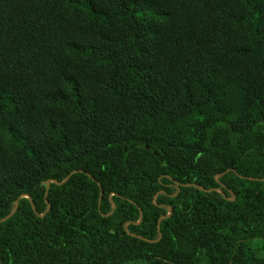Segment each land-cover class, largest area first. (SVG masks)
<instances>
[{
	"label": "trees",
	"instance_id": "obj_1",
	"mask_svg": "<svg viewBox=\"0 0 264 264\" xmlns=\"http://www.w3.org/2000/svg\"><path fill=\"white\" fill-rule=\"evenodd\" d=\"M16 201L0 264H264V0H0Z\"/></svg>",
	"mask_w": 264,
	"mask_h": 264
},
{
	"label": "water",
	"instance_id": "obj_2",
	"mask_svg": "<svg viewBox=\"0 0 264 264\" xmlns=\"http://www.w3.org/2000/svg\"><path fill=\"white\" fill-rule=\"evenodd\" d=\"M69 178H70V177H68V178L66 179V181H68ZM66 181H65V182H66ZM52 183H54V184H56V185H62V184L58 183L57 181H48V182H45L44 185H46L47 189H49V188L51 187V184H52ZM199 189H200L201 191L205 192V190H204L203 188H200V187H199ZM209 192H211V191H209ZM25 197H26V198H30V196H28V195H25ZM18 205H19V201H16V202H15V209L13 210V212H12L9 216H7L6 218L2 219V220L0 221V224H2L3 222L7 221L8 219H10V218H11V217L17 212V210H18ZM114 209H115V208H114ZM168 217H169V216H167V217H162L161 220H160V222H161L162 220H165V219L168 218ZM140 219L142 220V213H141V217H140ZM158 231H160V224L158 225ZM139 238H140V237H139ZM140 239H142V238H140ZM147 241H148V240H147Z\"/></svg>",
	"mask_w": 264,
	"mask_h": 264
}]
</instances>
